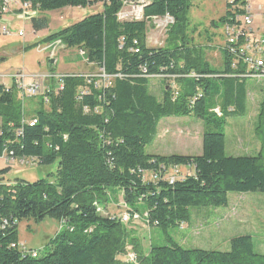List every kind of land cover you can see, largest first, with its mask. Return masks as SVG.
<instances>
[{
	"label": "trees",
	"instance_id": "obj_1",
	"mask_svg": "<svg viewBox=\"0 0 264 264\" xmlns=\"http://www.w3.org/2000/svg\"><path fill=\"white\" fill-rule=\"evenodd\" d=\"M3 1L0 20L6 13ZM125 1L18 0L26 10L38 12L102 6L35 44L60 40L66 48H77L87 64L112 81L97 89L99 81L88 84L70 73L63 89L50 94L47 106L40 98L29 99L36 105L32 125L14 85L0 83V157H10L7 165L16 159L40 166L56 163L53 172L33 182L8 180L9 167L0 168V264H264V254L255 252L246 234L230 238L227 250H217L184 247L168 233L190 222L193 207H225L230 193L260 192L264 199V80L257 82L258 150L227 155L226 119L247 110L249 85L239 75L244 67L239 63L232 68L223 50L221 65L215 68L204 59L202 48L190 42L189 0H144L141 18L121 19ZM244 4L227 0L219 25L234 23ZM166 16L172 22L164 43L148 46V21ZM30 22L38 31L49 21L40 16ZM212 25L217 26L214 21ZM190 73L195 76H186ZM154 77L163 80L161 99L148 87ZM216 107L221 115L215 114ZM170 116L202 121L199 154L145 152L158 122ZM119 193L120 212L103 214L100 205L115 201ZM123 213L131 216L127 222L121 220ZM45 217L57 220L59 229L42 251L22 249L18 222ZM142 223L159 228L165 243L144 249L135 236ZM31 250L38 255L32 257Z\"/></svg>",
	"mask_w": 264,
	"mask_h": 264
},
{
	"label": "rangeland",
	"instance_id": "obj_2",
	"mask_svg": "<svg viewBox=\"0 0 264 264\" xmlns=\"http://www.w3.org/2000/svg\"><path fill=\"white\" fill-rule=\"evenodd\" d=\"M225 0H189L187 12L188 28L186 34L190 42L199 45L203 50L204 59L213 67L218 68L220 62V48L223 46L224 35L219 18L225 12ZM261 5L258 11L261 20L264 21V0H251L254 7ZM18 3L10 4L15 8ZM102 6H88L85 8L64 7L59 10L46 12L28 11L6 12L0 20V82H11L9 74L17 70L24 72H43L49 67L48 51L40 50L44 45L40 42L46 35L65 28L83 17L99 12ZM139 12V6L135 2L123 4L121 15L131 16ZM45 16L48 26L45 29L34 31L31 17ZM257 16V15H256ZM255 16V17H256ZM167 19L153 18L148 21L146 42L148 46L157 47L166 39ZM211 21L217 24L212 27ZM5 25L8 34L1 31ZM22 31L23 35H18ZM33 44V45H31ZM35 44V45H34ZM26 45L28 49H26ZM38 45V46H37ZM54 69L61 73H94L96 67L87 65L84 54L77 48L63 47L55 54ZM53 64V63H52ZM249 91L247 93V110L244 115L229 116L225 127V153L227 155H252L258 150V142L254 138V123L258 102L261 98L259 85L252 78H247ZM148 87L152 94L161 99L163 80L159 77L149 78ZM24 113L29 117L36 107L35 101L25 99ZM202 121L194 116L164 117L157 125L156 135L146 145L148 154H196L201 149ZM9 167L6 174L8 180L36 181L53 172L56 163L40 166L31 162L21 163L17 159L10 164L0 157V168ZM183 169V168H182ZM183 173H190L189 170ZM121 193L116 200L101 206L103 214L119 213ZM260 192L230 193L225 207L212 209L210 207H193L190 209V222L181 228H171L168 233L173 240L184 247L227 250L229 240L235 235L246 234L251 236L254 250L264 254V201ZM142 210V208H140ZM135 229L136 237L146 249L150 243H165L164 235L157 227L147 228L145 224H138ZM60 223L45 217L39 222L22 220L17 224L18 243L27 249L42 251L44 246L59 229ZM183 227V226H182Z\"/></svg>",
	"mask_w": 264,
	"mask_h": 264
},
{
	"label": "built area",
	"instance_id": "obj_3",
	"mask_svg": "<svg viewBox=\"0 0 264 264\" xmlns=\"http://www.w3.org/2000/svg\"><path fill=\"white\" fill-rule=\"evenodd\" d=\"M139 6V12L135 15L125 16L121 15V11L119 12V17L123 18H141L142 6L144 4V0H135L134 1ZM12 3H18L20 5V12L26 10V4H20L18 0H4V12L9 11V5ZM131 0H126L123 4H131ZM238 8V7H237ZM235 6L232 7L231 10L235 11ZM243 11L241 14H237L234 17L235 22L232 24L224 23L222 25V31L224 35L223 41V50L229 56L231 60V67L236 68L239 63L244 67V72L239 74L241 77L252 78L256 81V83L264 80V30L258 31L253 26V16L250 10V6L248 0H245V4L242 7ZM158 19V18H157ZM163 19V18H162ZM169 21H166L167 24L172 22V19L168 16L164 17ZM1 31L4 34H8V29L5 26L1 27ZM18 35H23L22 31L18 32ZM64 45H62L60 40H55L51 43H48L40 48V50H47L48 59L52 62H55L56 57L55 54L62 49ZM70 75V73H55L52 71L45 72H24L23 70H17L13 73L9 74L10 84H13L17 90L18 97L22 102V106L24 108V100L25 99H35L40 98L44 106L49 104L50 94H57L58 91L63 89V79ZM79 76H82L88 84L93 81H99V83L94 84V88L99 89L101 84H109L112 81V77L108 76L104 73L103 70H97L94 73H78ZM188 77L195 76L190 73L186 75ZM8 85V87H9ZM92 85V84H91ZM91 85L88 89H91ZM80 97H76L78 100ZM85 109V108H84ZM88 111V109H85ZM215 114L221 115V110L219 108L213 109ZM25 119L30 121V125L36 123L35 118L33 116H24ZM5 162L10 161V157H3ZM12 160V158H11ZM24 163L23 160L20 161ZM31 162V161H30ZM33 163V162H31ZM179 169L174 171L178 173ZM173 179L174 175H171ZM170 176V177H171ZM122 222H127L130 219V215L127 213L121 214ZM134 218L137 215L133 216ZM19 246L25 250L23 245ZM30 255L32 257H36L38 252L36 250H31Z\"/></svg>",
	"mask_w": 264,
	"mask_h": 264
},
{
	"label": "crops",
	"instance_id": "obj_4",
	"mask_svg": "<svg viewBox=\"0 0 264 264\" xmlns=\"http://www.w3.org/2000/svg\"><path fill=\"white\" fill-rule=\"evenodd\" d=\"M227 0H225V2H226ZM250 1L251 0H248V3H249V6H250V10H251V12H252V16H253V26L258 30V31H261V30H264V21L263 20H261V16H259L260 14L258 13V11H260L261 10V5L259 4L258 5V7L256 8V7H254L253 5H251L250 4ZM225 5H226V3H225ZM12 10V12L14 13V12H16L17 11V5H16V7L15 8H13L12 6L11 7H9V11L8 12H10ZM225 13V12H224ZM257 15V16H256ZM256 16V17H255ZM211 24H212V21H211ZM212 27H215V26H213L212 25ZM32 45V44H31ZM41 45H44V44H41ZM28 46H30V45H26V49H28ZM223 51V47L222 48H220V50L219 51ZM222 51L220 52V62H221V59H222V56H221V53H222ZM2 60H4V59H2ZM1 60V61H2ZM48 63H49V67H48V69H46V71H51V70H53L52 72H55V73H61V72H57L55 69H54V64H55V62H52V61H49L48 60ZM53 63V64H52ZM88 65V64H87ZM221 65V64H220ZM37 72H39V71H37ZM43 72H45V71H43ZM0 83H4V84H6V85H9L10 83L9 82H4V80H1V82ZM24 107H25V103H24ZM201 152V149H200V151H199V153ZM199 153H196V154H199ZM185 155H194V153H192V154H189V153H187V154H185ZM189 224V223H188ZM187 224V225H188ZM181 229H183V228H181Z\"/></svg>",
	"mask_w": 264,
	"mask_h": 264
},
{
	"label": "water",
	"instance_id": "obj_5",
	"mask_svg": "<svg viewBox=\"0 0 264 264\" xmlns=\"http://www.w3.org/2000/svg\"><path fill=\"white\" fill-rule=\"evenodd\" d=\"M3 58H0V61L2 60Z\"/></svg>",
	"mask_w": 264,
	"mask_h": 264
}]
</instances>
